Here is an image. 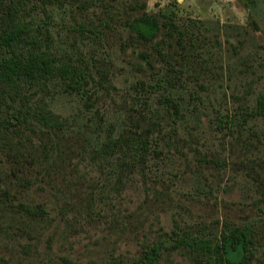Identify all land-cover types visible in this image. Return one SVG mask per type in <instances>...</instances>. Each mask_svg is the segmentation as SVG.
<instances>
[{
  "label": "rangeland",
  "instance_id": "1",
  "mask_svg": "<svg viewBox=\"0 0 264 264\" xmlns=\"http://www.w3.org/2000/svg\"><path fill=\"white\" fill-rule=\"evenodd\" d=\"M18 22L90 84L0 88V264L131 263L154 244L161 264H220L172 233L247 224L264 264V0H0V36ZM40 106L60 130L6 122Z\"/></svg>",
  "mask_w": 264,
  "mask_h": 264
},
{
  "label": "trees",
  "instance_id": "2",
  "mask_svg": "<svg viewBox=\"0 0 264 264\" xmlns=\"http://www.w3.org/2000/svg\"><path fill=\"white\" fill-rule=\"evenodd\" d=\"M160 29L158 19L146 17L142 20L140 35L146 40H153ZM29 34V25L26 22H18L0 36V51L4 50L11 54L9 57L0 59L1 91L5 94H10L9 91L18 93L24 87L50 80H60L67 93L85 96L90 84L88 69L58 62L54 55L44 49L41 39ZM18 50L21 51L20 54L17 53ZM28 115L39 126L49 131L56 132L63 127L58 116L44 106L38 107L33 114L17 109L6 118V122L18 129L28 121ZM252 115L264 117V91L258 94ZM123 145L117 140H109L103 151L107 154L117 146ZM133 147L137 153L150 149V145L146 142H137ZM24 207L27 211H31L27 206ZM172 234L177 245L189 248L196 254L208 255L220 264H248L254 255L255 227L253 224L229 228L217 241L180 235L177 231ZM163 249L164 246L161 244L150 245L144 248L140 258L131 263L120 261L109 264H161Z\"/></svg>",
  "mask_w": 264,
  "mask_h": 264
}]
</instances>
